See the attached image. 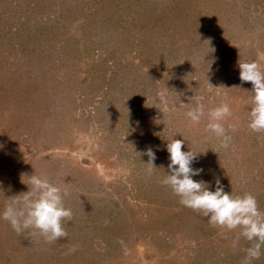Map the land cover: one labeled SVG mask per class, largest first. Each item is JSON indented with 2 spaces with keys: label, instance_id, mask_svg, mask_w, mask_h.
Here are the masks:
<instances>
[{
  "label": "rangeland",
  "instance_id": "obj_1",
  "mask_svg": "<svg viewBox=\"0 0 264 264\" xmlns=\"http://www.w3.org/2000/svg\"><path fill=\"white\" fill-rule=\"evenodd\" d=\"M238 60L264 70V0H0V211L35 172L73 213L51 244L0 220V264H242L238 230L209 225L160 182L167 141L184 139L203 169L194 180L214 191L219 179L264 211V133L247 127ZM193 96L205 112L229 105L228 149L207 116L186 119ZM148 147L151 174L137 155Z\"/></svg>",
  "mask_w": 264,
  "mask_h": 264
},
{
  "label": "clouds",
  "instance_id": "obj_2",
  "mask_svg": "<svg viewBox=\"0 0 264 264\" xmlns=\"http://www.w3.org/2000/svg\"><path fill=\"white\" fill-rule=\"evenodd\" d=\"M238 68L241 84L250 82L252 85L251 90L246 91V103L250 105L247 127L252 132L264 133V70H261L256 62L240 60ZM219 88L224 87L216 89ZM199 99L201 98L193 96L187 104L181 103L186 109V119L191 124H199L202 118L207 116L205 131L215 136L220 148L228 149L232 140L229 130H236L234 125L226 129L223 123L232 115L229 105L221 103L205 112L203 103H190ZM184 142V139L177 140L174 137L167 141L169 163L161 184L178 197L180 205L207 217L209 225L229 231L238 230L234 244H238L241 238L249 242V246L243 249L245 256L242 264H252L260 258L261 249L264 248V211L260 210L254 195L245 193L242 196H234L232 192L229 194L225 192L219 179H215L214 191L210 190V182L194 180L193 177L203 172V169L192 167L199 153L191 148L189 151H182ZM137 155L148 157L147 162L142 164L150 174L158 170L155 165L157 157L151 147ZM21 183L27 186L28 191L7 198L3 195L5 205L0 211V220L6 221L18 235L28 232L32 238L49 244L66 238L68 233L65 222L73 218L72 210L66 208L64 203L67 193L46 176L37 175L35 172L31 175L22 173ZM119 243L124 245L122 240ZM124 251L127 254L126 247Z\"/></svg>",
  "mask_w": 264,
  "mask_h": 264
}]
</instances>
